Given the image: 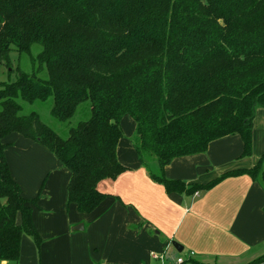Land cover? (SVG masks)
<instances>
[{"label": "trees", "instance_id": "trees-1", "mask_svg": "<svg viewBox=\"0 0 264 264\" xmlns=\"http://www.w3.org/2000/svg\"><path fill=\"white\" fill-rule=\"evenodd\" d=\"M31 75L20 71L0 86V260L17 263L21 239L37 248L32 222L37 199L13 180L3 139L16 133L44 146L68 170L67 203L92 213L98 191L128 168L117 160L128 118L141 162L161 170L175 158L204 153L227 136L252 155L257 110H264V0H0V66L9 54L30 53ZM46 71L47 79L37 77ZM52 98L51 116L73 117L89 102L90 117L62 139L35 113L19 115L16 99ZM264 154L252 167L205 184L150 174L167 193L206 191L223 179L248 175L264 182ZM264 255L248 264H263ZM183 264H202L193 258Z\"/></svg>", "mask_w": 264, "mask_h": 264}, {"label": "crops", "instance_id": "crops-1", "mask_svg": "<svg viewBox=\"0 0 264 264\" xmlns=\"http://www.w3.org/2000/svg\"><path fill=\"white\" fill-rule=\"evenodd\" d=\"M253 125L250 157L241 159L240 138L227 136L210 143L204 153L175 158L163 169V177L205 184L229 171L252 167L264 154V110H257ZM120 126L117 160L128 170L98 184V191L107 196L90 214L67 203L70 174L44 146L16 133L3 139L9 151L6 148V161L22 196L26 199L24 191L35 193L43 183L45 202L32 208V222L35 231H44V264H156L152 253L174 259L172 242L197 259L250 261L264 254V183L243 174L206 191L167 193L150 177L162 174L157 163L144 165L135 152L133 123L124 118ZM79 226L81 231L76 230ZM84 231L87 235H80ZM37 254L38 248L23 235L19 261L0 264H33Z\"/></svg>", "mask_w": 264, "mask_h": 264}, {"label": "rangeland", "instance_id": "rangeland-1", "mask_svg": "<svg viewBox=\"0 0 264 264\" xmlns=\"http://www.w3.org/2000/svg\"><path fill=\"white\" fill-rule=\"evenodd\" d=\"M40 50H41V47L39 45H34L31 49L30 53L19 54L13 49L11 51V53L9 54V64L10 65L7 67L5 65L0 66V86H2V84L14 82L17 78V72L18 71L25 73L27 75H31L32 72L36 69V65H34L33 59L40 52ZM37 77L42 79V80H46L47 79L46 71L40 72L39 74H37ZM16 102L18 103V105L21 108L19 115L26 116L28 114L35 113L43 124H45L48 128H50L54 132H56L58 134V136L62 139H66L68 137L69 130L71 128H75L79 122H84V121L88 120L90 117V104H89V102H85V103L80 104L78 106L75 114L73 115V117L66 122H59L58 120L54 119L51 116L50 111H51V107H52V98H49L45 102L36 101L33 103H28V102H25L21 99H16ZM4 143H6V142H4ZM7 151H8V147H7ZM263 171H264V165H263ZM65 180L66 179H64V181ZM259 180H260V178H259ZM260 182L264 183L263 180H260ZM42 184L43 183L40 184L39 190L35 193L33 192L31 194L30 192H28V193L25 191L23 192L25 195L28 194V197L26 199L29 201L38 198L37 202H36V204L38 203V207H41V203L45 202L41 198L42 197L41 195H42V192L44 189L42 187ZM65 191H66V185H65ZM66 196H67V191H66ZM38 215H42V213L40 212ZM39 232H40V234L37 232V235L40 239V244H42V242L44 240H43L41 235L44 231H39ZM81 233L82 234H80V235H83V236L87 235V231L86 232L84 231ZM43 245H44V243H43ZM35 251H36V248H35ZM36 253H37V251H36ZM187 253H188V251H183L181 253H175L176 255H174L175 257H173V258L176 259L177 256L186 258V256L188 255ZM40 255H41V247L38 248L36 263L34 261L33 264H44V261L41 260ZM260 256H262V255H259L258 257H260ZM29 257H30V254H28L26 256V259L28 260ZM258 257H255L250 261H248L247 259L234 260V261H230V260L216 261L214 259H205V258H201V259L193 258V259L199 263H202V264H248L251 261L257 259ZM187 260H189V259H187ZM23 261L25 262V259H23ZM26 264H32V263L30 261H27Z\"/></svg>", "mask_w": 264, "mask_h": 264}, {"label": "built area", "instance_id": "built-area-1", "mask_svg": "<svg viewBox=\"0 0 264 264\" xmlns=\"http://www.w3.org/2000/svg\"><path fill=\"white\" fill-rule=\"evenodd\" d=\"M194 257V254L192 252L188 253L186 258L177 256L176 259H170L169 255L167 253H152L151 259L156 264H183L184 261L187 259H191Z\"/></svg>", "mask_w": 264, "mask_h": 264}, {"label": "water", "instance_id": "water-1", "mask_svg": "<svg viewBox=\"0 0 264 264\" xmlns=\"http://www.w3.org/2000/svg\"><path fill=\"white\" fill-rule=\"evenodd\" d=\"M82 229H83L82 226L76 228V230L78 231H81ZM171 245L177 253H181L183 251V248L179 244L172 242Z\"/></svg>", "mask_w": 264, "mask_h": 264}]
</instances>
